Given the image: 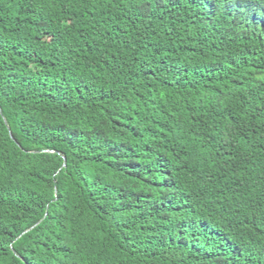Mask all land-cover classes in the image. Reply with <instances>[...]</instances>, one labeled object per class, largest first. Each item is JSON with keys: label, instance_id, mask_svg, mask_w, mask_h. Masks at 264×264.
I'll list each match as a JSON object with an SVG mask.
<instances>
[{"label": "trees", "instance_id": "obj_1", "mask_svg": "<svg viewBox=\"0 0 264 264\" xmlns=\"http://www.w3.org/2000/svg\"><path fill=\"white\" fill-rule=\"evenodd\" d=\"M0 264H264V0H0Z\"/></svg>", "mask_w": 264, "mask_h": 264}, {"label": "water", "instance_id": "obj_2", "mask_svg": "<svg viewBox=\"0 0 264 264\" xmlns=\"http://www.w3.org/2000/svg\"><path fill=\"white\" fill-rule=\"evenodd\" d=\"M27 233V232H26Z\"/></svg>", "mask_w": 264, "mask_h": 264}]
</instances>
